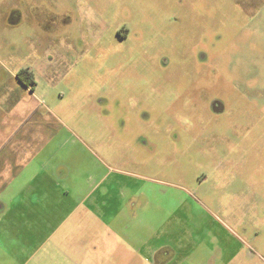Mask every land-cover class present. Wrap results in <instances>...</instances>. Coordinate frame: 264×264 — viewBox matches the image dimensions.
<instances>
[{
	"label": "rangeland",
	"instance_id": "rangeland-1",
	"mask_svg": "<svg viewBox=\"0 0 264 264\" xmlns=\"http://www.w3.org/2000/svg\"><path fill=\"white\" fill-rule=\"evenodd\" d=\"M35 156L150 187L171 247L264 264V0H0V171Z\"/></svg>",
	"mask_w": 264,
	"mask_h": 264
},
{
	"label": "crops",
	"instance_id": "crops-1",
	"mask_svg": "<svg viewBox=\"0 0 264 264\" xmlns=\"http://www.w3.org/2000/svg\"><path fill=\"white\" fill-rule=\"evenodd\" d=\"M37 158L24 159L13 177L0 171V264L212 263L207 254L171 247L155 229L150 187L100 169L83 172L86 183L60 185Z\"/></svg>",
	"mask_w": 264,
	"mask_h": 264
},
{
	"label": "trees",
	"instance_id": "trees-1",
	"mask_svg": "<svg viewBox=\"0 0 264 264\" xmlns=\"http://www.w3.org/2000/svg\"><path fill=\"white\" fill-rule=\"evenodd\" d=\"M16 79L23 87H26L30 91H33V87L35 86V81L32 71H30L29 69H21L16 74Z\"/></svg>",
	"mask_w": 264,
	"mask_h": 264
},
{
	"label": "flooded vegetation",
	"instance_id": "flooded-vegetation-1",
	"mask_svg": "<svg viewBox=\"0 0 264 264\" xmlns=\"http://www.w3.org/2000/svg\"><path fill=\"white\" fill-rule=\"evenodd\" d=\"M13 8H14V7H13ZM10 9H11V8H10ZM16 10H17V9L14 8L13 12L16 11ZM122 29L125 30L126 35H125L123 38H121V40H122V41H126V42H128V41H129V39L127 38V37L129 36L128 34H129V32H130V33H133V32H132L131 29L129 30V29L126 28L125 26H124ZM197 55H199V56H198L199 62H203V61L206 60L205 56H203L201 52H200L199 54H197ZM163 63H164V66H167V65H168L166 62H163Z\"/></svg>",
	"mask_w": 264,
	"mask_h": 264
}]
</instances>
